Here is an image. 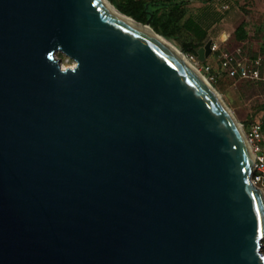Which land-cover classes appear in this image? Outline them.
Masks as SVG:
<instances>
[{
  "label": "water",
  "instance_id": "95a60500",
  "mask_svg": "<svg viewBox=\"0 0 264 264\" xmlns=\"http://www.w3.org/2000/svg\"><path fill=\"white\" fill-rule=\"evenodd\" d=\"M238 126L101 0H0V264H264Z\"/></svg>",
  "mask_w": 264,
  "mask_h": 264
},
{
  "label": "rangeland",
  "instance_id": "374dc122",
  "mask_svg": "<svg viewBox=\"0 0 264 264\" xmlns=\"http://www.w3.org/2000/svg\"><path fill=\"white\" fill-rule=\"evenodd\" d=\"M108 1L117 9L123 3V0ZM174 3L183 11L179 22L191 18L199 32L189 28V32H182L176 38H164L181 51L216 90L243 132L251 122L259 121L264 125V0H172L150 5V9L157 14L167 13ZM238 25L243 38L235 34ZM223 33L224 40L220 38ZM208 40H211V51L206 54L203 49V59H199L198 49ZM188 42L196 45L195 53L183 50V44ZM258 56L262 78H238L228 74L229 64L225 65V60L234 65L237 61L249 63ZM61 63L70 65L72 60L63 54ZM261 251L264 253V238Z\"/></svg>",
  "mask_w": 264,
  "mask_h": 264
},
{
  "label": "trees",
  "instance_id": "16d2710c",
  "mask_svg": "<svg viewBox=\"0 0 264 264\" xmlns=\"http://www.w3.org/2000/svg\"><path fill=\"white\" fill-rule=\"evenodd\" d=\"M172 0H123L118 9L130 16L134 20L146 23L148 22L150 27L163 37L170 39L176 38L182 32H189V28H192L195 32H199V28L193 23L191 18L185 19L183 22H179L183 11L178 4H173L167 13L157 14L156 11L150 9V5H155L160 2H171ZM235 34L239 38H243L240 33V26H236ZM195 44L191 42L183 44V50L187 52L195 53ZM57 56L62 60L63 54L57 52Z\"/></svg>",
  "mask_w": 264,
  "mask_h": 264
},
{
  "label": "built area",
  "instance_id": "2783aa9c",
  "mask_svg": "<svg viewBox=\"0 0 264 264\" xmlns=\"http://www.w3.org/2000/svg\"><path fill=\"white\" fill-rule=\"evenodd\" d=\"M222 7L226 8V5H222ZM224 64H229L228 74L231 77L262 78L259 72V66H261L260 56L251 62L249 61V63L247 61H237L232 65L229 60H225ZM243 133L254 158L250 179L264 197V125L259 121L251 122L248 130Z\"/></svg>",
  "mask_w": 264,
  "mask_h": 264
},
{
  "label": "bare ground",
  "instance_id": "6f19581e",
  "mask_svg": "<svg viewBox=\"0 0 264 264\" xmlns=\"http://www.w3.org/2000/svg\"><path fill=\"white\" fill-rule=\"evenodd\" d=\"M101 2L103 4V6L114 17H116V18L120 19L121 21H124V22H126V23H128L130 25L138 26V27L142 28L145 33H147L148 35H151L157 41H159L161 44H163L167 48L171 49L181 60H183L195 72V74H197L199 76V78L211 89V91H213L215 93V95H217L218 97H220L218 95V93L216 92V90L213 89V87H211V85L209 84V82L206 81V79L204 78V76H202L200 74V72L198 71V69H196L191 62H189V60L185 57V55L181 51H179L173 44H171L167 39H165L162 35H160L157 32H155L148 25L138 24L137 22H135V20L133 18H131L130 16H127L124 13H122L113 4H111L108 0H101ZM238 127L241 128L240 126H238Z\"/></svg>",
  "mask_w": 264,
  "mask_h": 264
}]
</instances>
